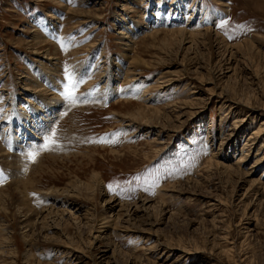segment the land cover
Here are the masks:
<instances>
[{
	"label": "rangeland",
	"instance_id": "1",
	"mask_svg": "<svg viewBox=\"0 0 264 264\" xmlns=\"http://www.w3.org/2000/svg\"><path fill=\"white\" fill-rule=\"evenodd\" d=\"M262 121L264 0H0V264H264Z\"/></svg>",
	"mask_w": 264,
	"mask_h": 264
},
{
	"label": "snow or ice",
	"instance_id": "2",
	"mask_svg": "<svg viewBox=\"0 0 264 264\" xmlns=\"http://www.w3.org/2000/svg\"><path fill=\"white\" fill-rule=\"evenodd\" d=\"M226 23L227 21H221V26H224ZM65 72H66V80L63 83V90L61 92V95L70 104H73L76 103L78 100V97L76 95V87L79 83L82 82V80L74 72L68 71V69H65ZM83 102H87V100L85 99ZM57 146H59V138L57 136V130L55 127H52L49 130V132L44 136L43 142L34 145L29 152L25 153V155L34 160L40 151H49ZM111 187L112 186L109 185L110 189Z\"/></svg>",
	"mask_w": 264,
	"mask_h": 264
},
{
	"label": "bare ground",
	"instance_id": "3",
	"mask_svg": "<svg viewBox=\"0 0 264 264\" xmlns=\"http://www.w3.org/2000/svg\"><path fill=\"white\" fill-rule=\"evenodd\" d=\"M202 22H203V20L201 19V20L198 22V25H199V24L201 25ZM182 30L185 31V29H182ZM192 30H193V29H192ZM192 30H191V31H192ZM191 31L187 30V31H186V35H187L188 33L191 34V33H192ZM119 32H121V31H119ZM121 33H122V32H121ZM192 35H193V34H192ZM197 35H198V34H197ZM189 37H191V36H185V39H187V38H189ZM196 39H197V38H196ZM188 40H189V39H188ZM193 40H194V38H193ZM189 47H190V46H189ZM50 59H51V58H50ZM36 87H37V86H36ZM36 87H35V88H36ZM245 104H246V103H245ZM138 114H139V113H138ZM61 115H62V112H61ZM61 115H60V116H61ZM33 116H34V115L32 114V118H33ZM140 116H141V115H140ZM13 118H14V117H13ZM16 119L19 120V118H16ZM14 121H16L15 118H14ZM237 124H238V123H237ZM263 124H264V122L262 121V125H263ZM235 125H236V124H235ZM53 127H54V126H53ZM4 130H5V129H4ZM38 131H39V133H40V130H38ZM259 131H260V128H259V130H256V131L254 130V131H253V134H255V137H256V134H257ZM25 132H26V130L24 131L23 135L25 134ZM41 133H42V132H41ZM47 133H48V132H47ZM47 133H44V134H47ZM43 137H44V135H41V136H39V139L43 140ZM249 138H254V136L251 135ZM41 143H42V141H41ZM37 144H40V143H37ZM37 144H35V145H37ZM3 145H4V143H0V146H3ZM242 153H243V152H242ZM258 153H259V152H258ZM258 153H257V154H258ZM244 154H245V153H244ZM3 155H4V154L1 153V148H0V157H2ZM241 156H242V155H241ZM245 156H246V155H245ZM258 156H259V155H258ZM244 158H245V157H244ZM244 158H243V156H242L241 158L239 157V159L237 160V162L240 163V161H242ZM257 158H258V157H257ZM258 161H259V158L256 160V162H258ZM241 164H242V163H241ZM237 166H238V165H237ZM2 179H3V178H2V176H1V174H0V182H2ZM2 195H3V194H1V192H0V197H1ZM109 202L114 203L115 201H114V200L112 201V199H110ZM61 203H62V205H64V204H65V201L61 200ZM135 206H136V205H135ZM114 207H115V206L112 205V206H111V209L114 210V209H113ZM55 209H56V208H55ZM129 209H130V208H129ZM135 210H137V206H136ZM43 211H45V210H43ZM50 211H51V210H50ZM28 212H30V211H27V212H26V211H23V209H22V213H24V215H28ZM52 212H54V211H51V212L47 213L46 216L49 215V214H52ZM135 213H136V212H135ZM46 216H45V217H46ZM48 217H49V216H48ZM49 218H50V217H49ZM45 219H46V218H45ZM47 219H48V218H47ZM25 227H28V226L25 225Z\"/></svg>",
	"mask_w": 264,
	"mask_h": 264
}]
</instances>
